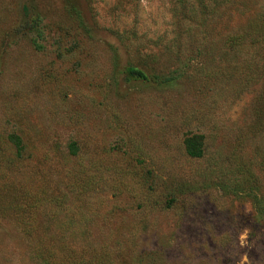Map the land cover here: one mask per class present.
Wrapping results in <instances>:
<instances>
[{
    "label": "rangeland",
    "instance_id": "obj_1",
    "mask_svg": "<svg viewBox=\"0 0 264 264\" xmlns=\"http://www.w3.org/2000/svg\"><path fill=\"white\" fill-rule=\"evenodd\" d=\"M203 2L0 0V137L21 132L32 154L7 168L0 138V206L8 182L39 202L20 212L31 237L0 216V264H264L263 60L252 72L254 48L222 47L264 0L215 18ZM35 18L40 34L24 30ZM128 65L175 80L126 81ZM189 134L203 158L185 155Z\"/></svg>",
    "mask_w": 264,
    "mask_h": 264
},
{
    "label": "trees",
    "instance_id": "obj_2",
    "mask_svg": "<svg viewBox=\"0 0 264 264\" xmlns=\"http://www.w3.org/2000/svg\"><path fill=\"white\" fill-rule=\"evenodd\" d=\"M210 1V11L212 13V17L215 18L220 10L221 7H228L230 5H234L235 1L237 0H209ZM200 7L202 9L205 8V3L203 0H199ZM40 19L35 18V20L31 21L29 24H26L24 26V30L27 31H38V34H40L38 27H39ZM34 46L38 49H40V45L35 42L34 40ZM222 47L224 48V52L226 54H237L240 49H252L254 51V57L251 62L248 60L247 67L255 68L253 71H258V64L256 61L263 60V73L259 75V79H262L263 85H264V16H260L257 20L252 22L246 30H244L241 33H234L230 34L229 36L225 37L222 42ZM249 70V68H246V70ZM250 70L247 72L244 80L248 81V76H250ZM123 75L126 79V81H143L148 84H151L153 86H169L174 80L175 77L173 76V72L168 73H158L154 70H150L148 72H145L143 69H139L135 66L128 65L125 66L123 70ZM256 107H254V115H255V121H254V127L259 129H264V89L261 92L260 95L256 97ZM0 138H3L5 144L9 147V150L11 152L10 156H6L4 161L5 167L10 168L12 167V164L16 161L19 163H24L25 161L29 160L32 154L31 148L28 146V143L25 142L23 134L21 132H7L3 136L1 135ZM77 143L71 142L68 144L67 147V156L74 157L77 155ZM183 150L185 155L193 160H198L203 158L204 152H205V137L201 134H189L185 136V139L183 140ZM2 160V158H0ZM262 164L264 163V156L262 157ZM7 190V197L8 200H6V203L0 206L1 208H4L3 211H0V216L2 215H9L11 213L17 214V218L14 217V215L11 218H15L16 222H21L19 224H22L23 222L26 223L25 226L28 228L25 230V235L32 236L33 230L30 225H28V220L23 218L22 212H25L27 209L36 208L37 203L36 200L32 199V196L25 195L22 193L19 197L13 193L14 189L12 190L10 186V182H8L7 186L5 187ZM4 192V191H3ZM66 199V196H56L51 200V202L54 204L62 200ZM37 203V204H36ZM1 205V204H0ZM19 215V216H18ZM14 220V221H15ZM70 262H67L69 261ZM103 259L100 257H94L88 260H83L82 258H76V257H67L66 260H64V264H105L103 262ZM62 262V264H63ZM46 264V262L44 263ZM48 264V263H47Z\"/></svg>",
    "mask_w": 264,
    "mask_h": 264
}]
</instances>
